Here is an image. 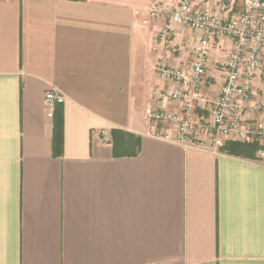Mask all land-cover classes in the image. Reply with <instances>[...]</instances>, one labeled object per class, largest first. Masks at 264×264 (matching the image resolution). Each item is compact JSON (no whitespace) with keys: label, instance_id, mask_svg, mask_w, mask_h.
I'll use <instances>...</instances> for the list:
<instances>
[{"label":"crops","instance_id":"1","mask_svg":"<svg viewBox=\"0 0 264 264\" xmlns=\"http://www.w3.org/2000/svg\"><path fill=\"white\" fill-rule=\"evenodd\" d=\"M178 1L0 0V264H264L256 153L157 137L175 127L145 114L183 112L161 97L175 84L156 67L187 66L199 33L176 26L162 41V19L147 15ZM222 2L241 10L194 6ZM232 47L212 39L198 107L218 98ZM52 89L64 101L48 116Z\"/></svg>","mask_w":264,"mask_h":264},{"label":"built area","instance_id":"2","mask_svg":"<svg viewBox=\"0 0 264 264\" xmlns=\"http://www.w3.org/2000/svg\"><path fill=\"white\" fill-rule=\"evenodd\" d=\"M196 0H179L175 5L154 3L147 15L162 19L158 37L166 40L176 26L199 33L191 61L185 67L158 64L156 72L162 80L171 81L174 87L160 95L166 101L181 105L178 115L161 107H149L145 114L150 121L168 122L175 133L154 135L183 146L218 152L226 141H257V160L264 165V122L249 123L239 109L246 108L264 115V97L256 98L255 81L264 84V0H242L241 10L228 16L229 4L222 2L212 11L195 9ZM229 38L233 47L224 63V81L219 95L209 110L208 123L193 121L196 102L203 99L202 87L212 39ZM64 95L55 90L44 94L43 103L48 116H52Z\"/></svg>","mask_w":264,"mask_h":264},{"label":"trees","instance_id":"3","mask_svg":"<svg viewBox=\"0 0 264 264\" xmlns=\"http://www.w3.org/2000/svg\"><path fill=\"white\" fill-rule=\"evenodd\" d=\"M115 147L117 148L116 144ZM259 147L257 141H226L219 149L228 154L255 158V153Z\"/></svg>","mask_w":264,"mask_h":264},{"label":"rangeland","instance_id":"4","mask_svg":"<svg viewBox=\"0 0 264 264\" xmlns=\"http://www.w3.org/2000/svg\"><path fill=\"white\" fill-rule=\"evenodd\" d=\"M263 97H264V94H263ZM194 110L193 111L196 113L195 117L193 116V121L194 122H196V123L199 122V123H202V124L208 123V120H209V109L206 107V105H204V106L202 105L201 107H198L196 105ZM258 145L260 146L259 143H258Z\"/></svg>","mask_w":264,"mask_h":264}]
</instances>
